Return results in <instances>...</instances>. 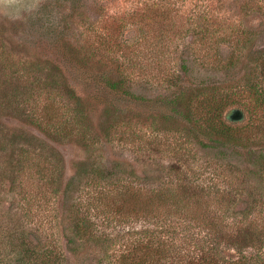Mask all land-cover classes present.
Returning <instances> with one entry per match:
<instances>
[{
	"label": "rangeland",
	"instance_id": "1",
	"mask_svg": "<svg viewBox=\"0 0 264 264\" xmlns=\"http://www.w3.org/2000/svg\"><path fill=\"white\" fill-rule=\"evenodd\" d=\"M208 7L218 16L217 21L207 23L200 17L210 11ZM196 23L219 28L213 41L205 42L207 36L192 31L194 27L199 31ZM263 60L264 0H226L225 4L220 0H17L0 4V264H111L96 255L95 247L81 245L75 234L71 235V221L61 201L62 185H50L49 176L41 178L39 174L47 162L42 165V159L26 164L20 173L15 166L18 153L27 148L25 139L42 136L36 129L63 126L70 117L68 91L82 100L86 127L78 131L81 129L74 121L68 125L69 135L55 145L64 160L66 176L73 174L75 163L88 156L80 144L81 134L97 138L103 164H124L139 176L142 162L159 157L165 166L173 161L174 153L181 152L183 158L190 152L201 158L200 162L191 159V167L208 162L209 153L186 142L188 128L181 123L161 119L155 130H149L150 120L142 116L146 122L142 125L132 116L134 112L105 117L108 106L103 102L108 92L96 81L107 73L116 77L121 62L145 97L165 96L175 90L174 85H167L168 77L181 73L184 62L187 75L181 73L178 79L187 87L186 94L206 81L222 94L236 95L225 112L237 109L243 113L245 119L239 127L244 128L238 140L244 150H235L240 155L235 168L228 165L216 171L222 187L227 185L223 178L233 180L236 200L223 207L218 204L219 197L205 203L203 199L213 195L202 196L198 215L203 220L199 222L212 237L215 235L225 260L235 259L236 253L221 248L224 237L234 235L246 222L240 220L242 216L254 222L249 227L264 240V206L255 205L243 190L252 191L255 180L242 182L250 168L247 149L264 150V110L255 113L244 93L258 78ZM178 125L185 129L183 134L177 131ZM185 185L194 186L187 181ZM71 190L75 195V187ZM251 204L255 210H249ZM186 211H196L191 200ZM176 216L186 226L197 227L198 219L182 212ZM94 217L91 222L105 236L126 234L115 219ZM140 222L135 221V225ZM134 231L138 227L134 226ZM19 236L27 248L37 251L36 261L21 259L16 246ZM249 252L255 253V248Z\"/></svg>",
	"mask_w": 264,
	"mask_h": 264
},
{
	"label": "trees",
	"instance_id": "2",
	"mask_svg": "<svg viewBox=\"0 0 264 264\" xmlns=\"http://www.w3.org/2000/svg\"><path fill=\"white\" fill-rule=\"evenodd\" d=\"M220 2L225 4L226 0ZM208 9L210 11H205L200 17L207 23L212 20L217 21L218 16L213 14L211 7ZM196 24L199 31H194L195 27L192 31L202 37L207 36L209 39L205 42L213 41L219 32L218 27L207 28ZM186 67L185 62L180 67L184 75H187ZM125 71L121 62L116 77L107 73L100 77V81H96L108 92L106 95L108 99L104 96L106 100L103 102L108 106L105 117L109 119L111 116H120L125 112H134L132 116L140 124L145 125L144 120L147 118L150 120L149 130H155L156 122L161 119L171 123H181L188 128L186 142L192 146H200L205 154L209 153L208 162L191 167V159L193 162H200L201 158L190 152L184 153L183 158L181 152L174 153L173 161L165 166L161 161L162 158L159 160V157L152 158L148 163L142 162L144 168L142 175L139 176L133 169L128 171L124 168V164L115 165L114 162L103 164V158L99 153L101 146H98L97 138L93 136L87 138L81 134L80 144L88 156H85L83 161L75 163L73 174L66 176L64 160L56 152L55 145L69 135L68 125L74 121L81 129L78 131L83 132L86 127L82 100L75 97V94L70 95L68 91L67 96L72 99L68 101L71 105L67 110L70 117L65 118L63 126L56 128L49 127L45 130L33 127L42 136L25 139L24 144L27 148L20 150L15 162L17 172L24 171L26 164L32 165V162L44 159L42 165L46 161L47 167L39 170V174L42 175L40 177L44 178L48 175L50 185L58 187L62 185L61 201L65 206L63 211L71 221V226L69 225L71 235L75 234L81 245L90 244V248L95 247L96 255H100L102 260H108L111 264H264L262 234L249 227L254 222L247 215L240 218L246 222L235 230L234 235L229 234L224 237L225 246L221 248L236 253L235 259L232 260H225L221 256L217 238L215 235L212 237L213 234L199 222L203 220L198 215L202 196H214L204 198L205 203L207 200L209 203L211 199L219 197L218 204L223 207L227 205L226 202L233 205L236 200L233 180L223 178L225 180H222L223 184H227L224 187L216 180L218 169L225 170L228 165H231L228 168L236 167L234 162H239L236 157L239 158L240 155L235 150H244L238 140L239 133L244 128L239 127L245 119L244 115L237 109L225 112L226 107L234 103L233 97L236 95L233 92L222 94L221 89L218 90L206 81L186 94L184 90L187 87L179 84L178 78L181 73H176V77H168L170 81L167 84L174 85L175 90L169 88L172 91L165 96L145 97L138 92V84ZM259 71L258 78L249 83L246 86L247 91L244 92L248 97L249 107L255 113L264 110V60L258 66V73ZM109 128L107 127L108 130ZM177 131L183 134L185 129H180L178 125ZM36 150L40 152L37 154ZM246 152H248L246 156L250 161V168L248 165L249 170L242 182L246 183L249 179H254L255 186L252 189L255 194L252 195L251 189L243 188V190L248 193V199L250 197L253 199L255 205L264 206L262 194L264 150L247 149ZM18 177L20 176L17 175L15 179L18 180ZM198 179L201 181L197 182ZM185 181L194 186L185 185ZM72 187H75V195L71 190ZM52 190L54 191V188ZM13 198L19 205L20 200L17 196ZM188 200H191L197 212L193 214L189 211L184 212ZM254 204H251L249 210H255ZM178 212L184 213L192 220L198 219L197 227L186 226L176 216ZM94 215L95 219L102 217L110 221L115 219L126 234L105 236L95 227L94 222H91ZM202 215L205 216L204 213ZM139 220L141 222L136 226L135 221L139 222ZM134 226L138 227L137 232L134 231ZM21 237L19 236V242H16L18 251L22 253L21 259H26L27 262L33 259L36 261L37 251L27 248L23 239L25 237L22 240ZM252 247L255 248V253H248L249 248ZM38 254L42 255V252ZM45 255L49 257L48 253ZM56 259L54 255V261ZM50 262L52 263L53 260L51 259Z\"/></svg>",
	"mask_w": 264,
	"mask_h": 264
},
{
	"label": "clouds",
	"instance_id": "3",
	"mask_svg": "<svg viewBox=\"0 0 264 264\" xmlns=\"http://www.w3.org/2000/svg\"><path fill=\"white\" fill-rule=\"evenodd\" d=\"M17 0H0V4H12V3H16Z\"/></svg>",
	"mask_w": 264,
	"mask_h": 264
}]
</instances>
